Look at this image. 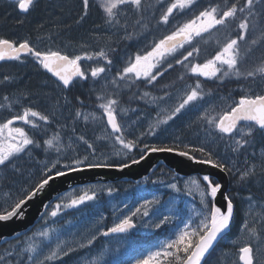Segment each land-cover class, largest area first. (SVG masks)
<instances>
[{
    "label": "rangeland",
    "instance_id": "obj_1",
    "mask_svg": "<svg viewBox=\"0 0 264 264\" xmlns=\"http://www.w3.org/2000/svg\"><path fill=\"white\" fill-rule=\"evenodd\" d=\"M211 1L213 0H198L196 7L205 6L207 2ZM90 2L93 6L89 9L88 17L78 24L76 21L81 9L80 0H37L36 5L27 14L20 12L17 2L0 0V39L20 42L27 39L40 51L59 50L70 56L92 55L101 49L108 51L109 58L113 60L112 65H107L106 61L103 60L97 61L95 58L93 60L84 59L80 63L86 71L97 66H105L109 70L101 74L99 79H93L89 74L88 80L80 79L74 87L88 83L92 91L110 96L115 93L113 98L118 99H121L123 95L125 96L129 89V94L131 92L133 95L131 102L129 99V103L125 107L123 106L125 103L121 104L118 107L117 116L121 124L126 126L125 135L127 138L130 140L135 139L147 131L149 124L157 119L158 113L160 118H164V113L160 112L156 103L152 101V97L162 96H149L141 99L146 92L141 87L142 80H119L117 73L126 66L129 59L133 58L131 49L123 50L120 47L124 42L131 40L133 46L141 44L146 49L152 45L155 37L164 36L174 30L177 23L182 20L181 13L175 19L170 18L168 25L158 24L157 20L164 5L160 3V0H144L145 11L143 15L144 22L148 25L147 28H140L135 25L137 15L132 9H128L127 15L121 17L120 25H108L104 21L103 11L99 5L95 3V0H90ZM231 2L232 0H215V6L220 5V7H223L225 3ZM165 3H167V0H165ZM39 4H42V8L38 6ZM39 8H41V11H39ZM193 10L189 12H193ZM48 11L51 17L48 15V18L41 17L42 19L35 20L38 12L44 15ZM125 20L127 21V32L123 27ZM258 24H260L259 28L257 26L259 31L255 26L250 30V34L245 41L241 42L242 52L254 45L251 43L252 39H256L258 43L255 44L256 46L251 47L252 50L255 48L248 55L245 64L247 68L258 64L261 58L264 57V43H262L264 41V30L261 29V25L264 26V21ZM234 25L233 29L231 27L228 31H225L226 39L236 35L237 28L236 24ZM145 32L151 35L153 41H140L141 35ZM129 33L134 34L130 39H126L125 37ZM223 35V30L217 32L216 45L218 41L225 39ZM207 36L208 38L205 41L210 40V36ZM137 41L141 43L139 44ZM170 58L168 57V59ZM190 75L193 74L189 72L185 79L188 80ZM5 76L11 79L5 81ZM193 76V81H196L197 77ZM232 78L235 79L236 77L230 75L223 80L199 77L204 90L203 99L194 102V106H188L179 116L169 120L167 124L160 125L156 136H144V143L153 145H161V143L165 145H203L211 148L216 156L226 161L230 167L234 164L241 170L245 167L244 161L258 164L264 150L250 153L252 158L247 157L248 160L247 158L241 159L237 154L238 152L231 150V147L234 146L233 140L227 137L221 138L210 125L200 119L206 111L209 113V117L226 112L234 102L238 101V98L234 96L236 92L241 94L243 92H259L260 89L264 91V81L259 80V78L255 81L244 79L240 84H235L233 87L232 85H220L223 91H219V93H215V90L206 91V86L209 85L206 82L215 86L217 81H229ZM113 79L120 85L119 88L111 83ZM245 82L249 84L244 85ZM56 84L57 81L49 76L30 55L21 58L20 61L5 63L0 66V105H3V107H0V122L22 114L23 109L26 107H31L43 114L56 113V121L48 128L47 135L37 134L31 129L30 125L25 124L23 121H17L13 125V127H23L25 131L29 132L30 136L41 144V147L33 148L31 152L26 154H20L6 168L0 167V205L4 206L0 208V212L10 208L14 200L18 198L22 188H27L38 181L40 169L49 159L54 160L56 158L57 154L54 151L45 152L46 145L43 144V140L50 138L53 132H59L65 145L71 144L81 158L87 156L88 161L92 163L111 165L127 162L130 164L132 158L140 159L141 155L145 156L146 153H149L146 150L142 152L132 150L127 154L119 151L120 145L116 144L114 146L110 139L105 138L110 129H106L104 122L100 120L102 109L99 108V104L101 101L96 100L92 103V106L87 107L84 103L81 104L75 101L71 92L72 87L62 89L58 88ZM135 84H137L136 87ZM185 84L178 86L172 92L164 94L163 97H166V99L161 103V107L171 109L178 104ZM21 93H23V97H21ZM5 97H8V99L5 100ZM17 100H19V103H17ZM9 105H11L10 108ZM121 109L126 111H121ZM76 111H81L84 115L89 116L88 121L85 122L83 118L75 117ZM73 120H75V124H73ZM37 123H40L38 118ZM62 125H67V127H62ZM73 128H75V131H73ZM246 130V128H241V135ZM80 136H84L86 140L93 144L97 150L95 156L90 155L86 146L78 141L77 138ZM236 138L239 139L240 137L237 136ZM140 148L143 149V144L140 145ZM66 154L75 155L71 150ZM204 184L205 182L201 176H191L173 178L171 181L157 184L142 183V181L139 183L126 182L122 183L121 188L113 187V184L98 183L70 191L52 206L42 224L23 240L22 251L27 257L24 264H32V259L42 250L45 253L56 250L57 243L62 248L70 246L73 249L71 254L83 251L89 247V239L94 237V242L99 240L104 236V232L115 226L119 219L125 215H130L145 200L155 201V203L148 206V216L138 214L133 217L136 224L133 234L123 237H105L101 249L85 252L72 263L137 264V261L161 250L170 240L175 239L187 223H191L193 227L200 223L203 218L199 215L203 207L200 202V192L203 190ZM172 185L176 187L174 188ZM177 188L180 190L177 191ZM230 188H232V185ZM109 189H111V192L108 191ZM85 191H88L89 194L96 192L97 198L94 201H86L84 205L77 208L67 207L72 198L83 195ZM190 192L191 195H189ZM258 192V197L252 199L251 207L248 199L244 204V221H247L250 227L255 226L257 231L264 225V187ZM57 204H60L61 207L57 216L53 217L51 212L57 210ZM165 215L169 216V222L160 228H156L154 225ZM243 224L238 237L228 241V243L230 242L236 247H240L246 242L256 243L255 238L249 241V236L243 228ZM162 229L167 230L168 233L161 240H158L154 246L150 245L149 248H146L147 245L136 243V235H151ZM41 232H47L48 235L41 236ZM108 241L109 243H107ZM45 245H50V248H45ZM29 246L36 251H29ZM256 255L260 260V264H264V248L259 249ZM64 257L66 256H63V252H61L58 260ZM58 260L50 263H55ZM0 264L10 263H1L0 261ZM153 264H155V261ZM223 264H241L238 260V252H224Z\"/></svg>",
    "mask_w": 264,
    "mask_h": 264
},
{
    "label": "snow or ice",
    "instance_id": "obj_2",
    "mask_svg": "<svg viewBox=\"0 0 264 264\" xmlns=\"http://www.w3.org/2000/svg\"><path fill=\"white\" fill-rule=\"evenodd\" d=\"M16 2L19 9L28 12L30 8L36 5L37 0H16ZM197 2L198 0H167V3H165V0H160L164 7L157 23L168 25L170 18L175 19L177 15L185 12V10L192 11ZM95 3L102 9L104 21L108 25H120L121 17L127 15L128 9H132L137 15L135 25L140 28H147L148 26L144 22V0H95ZM80 4L81 9L76 21L78 24L88 17L89 9L93 6L90 0H80ZM261 21H264V0H242V2L241 0H232L231 3H225L223 7H220V5L208 6L200 10L198 14H195L193 18L182 23L178 22L174 30L169 34L164 35L158 41L154 40L149 50H145L143 53H136L133 58L128 60L126 66L117 73L120 81L142 80L148 84H154L169 69H174L176 65L187 68L189 72L197 77V80L194 84L185 85L179 98V103L171 109L161 107V103L165 101L166 97H152L153 103H156L160 112L164 113V118H160L158 113L157 119L149 124L147 131L131 140L125 135L126 126L117 120L120 101L118 98H113L115 93L111 96L107 94L98 95L96 99L101 101L99 108L102 109L100 120L104 122L106 129L110 128L105 138L110 139L114 146L116 144L120 145L119 151H123L125 154L132 150L141 152L146 150L150 153H176L198 164L210 165L219 169L231 175L236 179L237 183L249 185L258 178L261 186L264 187V154L261 155L258 164L246 161L244 169L241 170L234 164L230 167L226 161L218 158L211 148L203 145L190 146L185 144L183 145L185 150H181L179 144L167 146L161 143V145L156 146L143 141L144 136H156L160 125L167 124L169 120L179 116L188 106H194V102L203 99L204 90L199 77L223 80L225 77L232 75L237 79L244 78L255 81L259 78V80L264 81V57L261 58L258 64L247 68L245 64L252 49L248 48L242 52L241 48V42L245 41L250 34V30ZM233 24H236V35L227 38L222 44L218 41L219 46L214 54L211 55V58L205 59L204 62H198L201 49L197 46L199 43L197 38H203L205 33L211 34L212 30L217 32L221 29L228 31ZM123 27L127 32L126 20L123 22ZM133 34L129 33L125 38L130 39ZM193 41H196V43H193ZM251 43L255 45L257 40L252 39ZM185 45H188V47L186 48ZM182 49L183 51H181ZM22 55L32 56L40 67L46 69L57 78L56 86L62 89H68L72 86L74 78L88 80L90 74L91 78L99 79L101 74L109 70L105 66H97L86 71L81 66V60H93L95 58L97 61H106L107 65L113 64V60L109 58L108 51L103 49L94 52L92 55L70 56L63 54L59 50L40 51L27 39L18 45L15 41L0 39V61H20ZM168 57H171V59H168ZM190 58L192 59L190 60ZM10 79L8 76L4 77L5 81ZM178 79L183 81L184 76H179ZM111 83L116 88L120 87L115 79ZM150 95L149 92H145L141 99ZM21 97H23V93H21ZM4 99L7 100L8 97ZM17 103H19V100H17ZM80 103L82 104L83 101H80ZM0 107H3V105H0ZM10 107L11 105H9ZM121 111L126 110L121 109ZM74 115L77 118H83L85 122L89 119V116L84 115L81 111H76ZM37 118L40 123H37ZM200 119L210 125L221 138L227 137L233 140L234 146L231 147V150L238 152L252 142L256 132L264 133V94L243 95L238 102H234L229 107L228 111L212 117H209V113L206 111ZM16 121H23L25 124L30 125L31 129L37 134L43 133L47 135L48 128L56 121V113L43 114L33 110L31 107H26L23 109L22 114L0 122V167L2 168L12 164L20 154H26L31 152L33 148L41 147V144L30 136L29 132L25 131L23 127H13ZM241 122H244L243 125ZM73 124H75V120H73ZM62 127H67V125H62ZM242 127L247 129L243 135L240 133ZM73 131H75V128H73ZM237 136L240 138L237 139ZM77 139L86 146L90 155L95 156L97 150L92 143L86 140L84 136H80ZM43 144L46 145L45 152L54 151L57 154L56 158L54 160L49 159L43 165L40 169L38 181L27 188L21 189L18 198L10 205V210L0 212V223L23 218L28 202L42 194L46 187L57 179L81 172L85 168L119 167L124 169L130 167L128 163H113L109 165L92 163L88 161L87 156L81 158L71 144L65 145L62 142L59 132H53L50 138L43 140ZM141 144H143V149L140 148ZM69 150L74 152L75 155H67L66 153ZM194 152L200 154L199 159L192 154ZM144 158L141 155V159ZM138 163H140V160L131 159V164ZM202 179L205 184L200 192V202L203 206L199 213L203 217L200 223L196 227H193L191 223H187L179 231L175 239L170 240L161 250L137 261V264H153L154 261L155 264H202L206 254L213 249L218 238L230 230V225L234 223L233 200L221 191L222 184L219 181L208 175L203 176ZM172 187L175 188L176 186L172 185ZM179 190L177 188V191ZM108 191L111 192V189ZM218 193L224 202L222 206L217 204ZM189 195H191V192ZM96 198V192L89 194L88 191H85L83 195L72 198L67 207L77 208L80 205H84L86 201H94ZM252 199L249 196L250 207L252 206ZM153 203L155 201L145 200L140 207L132 211L130 215H125L119 219L115 226L104 232L103 235L127 233L134 229L136 224L133 221V217L138 214L148 216V206ZM3 207V205H0V208ZM60 207V204H57V210L51 212L53 217L57 216ZM169 219V216L165 215L154 226L160 228L162 225L167 224ZM243 228L249 236V241L255 238L256 243L246 242L240 246L238 249V260L242 264H260L256 253L259 249L264 248V225L257 231L255 226L250 227L249 223L245 221ZM40 235L47 236L48 233L41 232ZM93 242L94 237L88 240L89 245ZM22 246L23 242L20 247ZM44 247L50 248V245H45ZM28 250L36 251L31 246H29ZM72 251L73 249L70 246L62 248L57 243L56 250L49 253H45L42 250L32 259V264H50V262L60 259L61 252H63V256L67 257ZM21 264H23V261Z\"/></svg>",
    "mask_w": 264,
    "mask_h": 264
},
{
    "label": "trees",
    "instance_id": "obj_3",
    "mask_svg": "<svg viewBox=\"0 0 264 264\" xmlns=\"http://www.w3.org/2000/svg\"><path fill=\"white\" fill-rule=\"evenodd\" d=\"M38 6L42 8V4H39ZM207 6H215V0H213L211 2H207V4L205 6L198 7L197 11L199 12L200 10H202L203 8H205ZM41 8H39V11H41ZM49 13L50 12L48 11V12H45L44 15H42V14H39V12H38L36 15L37 17H35V20H37L41 17L42 18H44V17L48 18V15H49V17H51V14H49ZM234 26H235L234 24L231 26L232 29ZM259 26H260V24H258V27ZM261 29L264 30V26L261 25ZM221 30H223V29H221ZM223 34H224L223 37H225V39H226L225 30H223ZM209 36H210V40L199 41V43H198V47L200 49H202L198 62H204L205 59L211 58V55L214 54V52L217 50V48L219 46L218 44L217 45L215 44V41L217 40V38H216L217 31L214 30L213 33L209 34ZM225 39L220 40V42H224ZM120 48L123 50H127L128 48L131 49L132 44H131V42L126 41L121 45ZM203 53H205V54H203ZM169 70H168L169 72L165 73L164 80L156 85L157 87H153L152 85H149L147 87H143V86H141V87L144 88V91L149 92L151 94L150 96H163L166 93L174 91L178 86H181L184 84V82H185L184 80H185L186 76L189 74V71L187 68L180 66V65L179 66L176 65L174 69H169ZM171 71H173V72H171ZM179 76H184V80L183 81L179 80L178 79ZM170 77H171V80H170ZM189 77H190V79L194 78L193 75H190ZM242 80H243V78H240V79H237V78L233 79L232 78L229 81H223V82L217 81V82H215V86L209 82H206L207 84H209L206 86V89H207L206 91L210 92V91L215 90V93H219V91H223V88H221L220 85H222V86L232 85L233 86L235 84H240L242 82ZM163 85L165 86L164 88H163ZM160 87L163 88V92L161 91L160 93L156 94V92H158V91H156L155 88L156 89L158 88L159 90H161ZM208 87H210L209 90H208ZM71 92H72L74 99L78 103H80V101H83V103L87 107L92 106V103L97 100L96 99L97 96L101 95L100 94L101 92L92 91L90 86L88 85V83H84L81 86H75V87L73 86ZM132 96L133 95L131 92H130V94L128 92L125 96L123 95L122 98L119 99V101H120L119 106L123 103H125V105H123L124 107L126 105H128L129 99L131 102ZM234 96H236L239 99L240 93L236 92L234 94ZM159 145H156V146H159ZM181 150H185V149L181 148ZM192 154L195 155L197 158H200L199 153L194 152ZM237 154H238L239 158L242 157L241 151H238ZM125 163H127V162H125ZM161 173H163L164 176ZM173 173L174 172L170 168H168V167L166 168L165 165H161L151 176H149L146 180H143L142 183L148 182V183L157 184L160 182H168L177 176L175 173L174 174ZM230 179H231L232 188H230V190H231L230 195L231 196L229 195V197L230 198L232 197L231 198L232 200L235 199L233 201V203L234 204L236 203L235 204V211H234L235 212L234 213V221H236V222H234L232 224V228H231L230 233L228 235H226L223 238V240L218 244V246L215 248V250L209 256V258L206 260L205 264H223L224 252L233 251V250L238 252L239 247L235 248L230 242L228 243V241L233 240L234 238L238 237V235L240 234L241 226L245 220V210H244L245 201L249 198V196H251L252 198L258 197V195H259L258 191L263 188L261 186L260 182L257 181L259 179H257L256 181H254L253 183H251L249 185L237 183L236 179H234L231 175H230ZM122 183H126V182L113 183V185H114L113 187L121 188ZM128 183H135V182H128ZM244 192H245V194H244ZM41 224L42 223H40L38 226H40ZM234 224H236V225H234ZM237 224L238 225L240 224V225L238 226ZM162 230H159L156 233L151 234V235H136V243L145 244V245H147L146 248H149L150 245L154 246L158 240H161L163 237H165L167 235V233H168L167 230H165V229H162ZM234 230H235V232H234ZM133 233H131V234H133ZM26 236L27 235L20 237L16 240H13V241H9L6 244L0 246V261H1V263L9 262L10 264H21V262L23 261V264H24V262L26 260L25 259L26 254L22 251V247H20V245ZM105 237H107V236H105V235L102 236L99 240H97L94 243H92L91 245H89V247L83 251H77V252H75V253L67 256V257H64L61 260L56 261L55 263H50V264H72L73 261L77 257H80V255H82L83 253L97 250V249H99V247L101 249V247L103 246L101 244H103ZM231 247L235 248L237 250L232 249ZM224 248H227V249H224ZM18 249H19V253L17 254Z\"/></svg>",
    "mask_w": 264,
    "mask_h": 264
},
{
    "label": "water",
    "instance_id": "obj_4",
    "mask_svg": "<svg viewBox=\"0 0 264 264\" xmlns=\"http://www.w3.org/2000/svg\"><path fill=\"white\" fill-rule=\"evenodd\" d=\"M16 1V0H12ZM20 12L27 14L20 9ZM28 55H22L25 57ZM14 60L0 61V66L4 63H9ZM49 76L53 77L56 81L57 78L49 73L46 69H43ZM70 70V69H69ZM79 78H74L73 84ZM71 87V86H70ZM117 120L120 122L118 116ZM244 122H241L243 124ZM110 129V128H109ZM144 159H140V163L131 164L130 167L121 169L119 167H97V168H85L83 171L73 173L67 177L57 179L54 183H50V186L46 187V190L28 202L25 209V216L19 219H13L6 223H0V246L6 244L9 241L16 240L29 234L46 216L50 207L59 200L62 196L66 195L70 191H73L80 187H85L92 184H113L117 182H140L147 179L152 175L161 165H165L173 172L184 177H190L194 175L205 176L208 175L211 178L219 181L222 184L221 191L229 197V191L231 187V179L229 174H226L219 169H216L210 165L198 164L193 160L186 157L179 156L176 153H148L144 156ZM223 200L220 194L217 196L218 206L223 205ZM135 223V222H134ZM226 231L218 238L214 244L213 249L206 254L202 264H205L206 260L231 231ZM135 230L132 229L127 233H109L106 236L115 235H128ZM242 264V262H241Z\"/></svg>",
    "mask_w": 264,
    "mask_h": 264
},
{
    "label": "flooded vegetation",
    "instance_id": "obj_5",
    "mask_svg": "<svg viewBox=\"0 0 264 264\" xmlns=\"http://www.w3.org/2000/svg\"><path fill=\"white\" fill-rule=\"evenodd\" d=\"M51 1V0H50ZM187 12V13H186ZM195 14H198V11H197V7L196 6H194V10H193V12H189L188 10H185V12H183V13H181L180 14V17L182 18V20H181V23L182 22H185V21H187L188 19H190V18H193L194 17V15ZM148 33H146L145 32V34H143V35H141V37H140V41H146V40H148V41H153V39L151 38V35H147ZM207 35H209V34H207V33H205L204 35H203V38H197V40L198 41H205L207 38H208V36ZM163 36H160V37H155V40L156 41H158L160 38H162ZM16 43H17V45L20 43V41H15ZM128 42H131V40L130 41H128ZM137 42H139V41H137ZM133 43H135V42H133ZM141 42H139V44H140ZM193 43H196V41H193ZM197 46H198V44H197ZM139 47V48H138ZM150 47L151 46H149V47H147L146 49L140 44V45H132V48H131V52L133 53V57L135 56V54L136 53H143L145 50H149L150 49ZM185 47L187 48L188 47V45H185ZM181 51H183V49L181 50ZM203 54H205V53H203ZM29 56V55H28ZM171 59V58H170ZM192 58H190V60H191ZM186 64H187V62H186ZM179 66V65H178ZM164 78H165V74H164V76L163 77H160L154 84H148L146 81H142L143 83H142V86L143 87H147V86H149V85H152L153 87H157L156 85L157 84H159L161 81H163L164 80ZM243 80H244V78H243ZM185 82L184 83H186V84H194L195 83V81H193V79H190V77H189V79L187 80V79H185L184 80ZM185 84V85H186ZM244 85H247V84H249L248 82H245V83H243ZM74 85V84H73ZM72 85V86H73ZM184 85V86H185ZM71 86V87H72ZM137 86V84H135V87ZM71 87H69V88H71ZM165 86L163 85V88H164ZM163 88H161L160 87V89L161 90H159L158 88L156 89L155 88V90L156 91H158V92H156V94H158V93H160L161 91L163 92ZM209 88L210 87H208V90H209ZM72 89V88H71ZM136 89V88H135ZM251 94H264V91L262 90V89H260L259 90V92H255V93H247V92H243V93H241L240 94V98L243 96V95H251ZM239 98V99H240ZM17 122V121H16ZM243 125V124H242ZM242 128H246V127H242ZM261 140V141H260ZM261 144H263V145H261ZM157 145H159V144H157ZM173 144H168L167 146H172ZM180 146H181V148H183V144H179ZM263 147V148H262ZM258 149V150H257ZM259 150H264V133H260V132H256L255 133V135H254V139L252 140V142L249 144V145H246L245 146V148L242 150H240L241 151V155H242V159H245V158H247V157H249V158H252L251 156H250V153H252V152H259ZM247 160H248V158H247ZM250 160V159H249ZM244 163H246V161H244ZM181 177H184V176H181V175H177L176 177H174V179L175 178H181ZM7 210H10V208L9 209H7ZM49 213V212H48ZM48 213H47V215H48ZM115 237H122V236H115Z\"/></svg>",
    "mask_w": 264,
    "mask_h": 264
},
{
    "label": "bare ground",
    "instance_id": "obj_6",
    "mask_svg": "<svg viewBox=\"0 0 264 264\" xmlns=\"http://www.w3.org/2000/svg\"><path fill=\"white\" fill-rule=\"evenodd\" d=\"M33 25H34V24H33ZM257 26H258V24L256 25V28H257ZM258 28H259V27H258ZM258 28H257V30H258ZM258 31H259V30H258ZM260 43H261V41H260ZM257 44H258V43H257ZM253 46H254V45H253ZM253 46L251 45V46H250V49H252L251 47H253ZM255 46H256V45H255ZM257 46H258V45H257ZM254 48H255V47H254ZM254 48H253V50H254ZM246 49H247V48H246ZM201 50H202V49H201ZM253 50H252V51H253ZM255 51H257V50H255ZM255 51H254V52H255ZM132 52H133V51H132ZM254 52H253V53H254ZM257 52H258V51H257ZM254 54H255V53H254ZM176 70H177V69H176ZM169 71H170V70H169ZM169 71H168V72H169ZM171 72H173V71H171ZM166 80H167V79H166ZM170 80H171V77H170ZM172 80H173V79H172ZM250 81H252V80H250ZM226 86H227V85H226ZM234 86H235V85H234ZM232 87H233V86H232ZM232 87H231V88H232ZM148 88H149V87H148ZM148 88H147V89H148ZM128 92H129V89H128ZM213 97H214V96H213ZM213 99H214V98H213ZM132 100H133V99H132ZM75 101H76V100H75ZM138 103H139V102H138ZM132 104H133V103H132ZM151 110H152V109H151ZM128 111H129V109H128ZM151 113H152V112H151ZM124 114H125V113H124ZM146 114H147V113H146ZM146 114H145V115H146ZM126 115H127V114H126ZM149 115H150V114H149ZM155 115H156V114H155ZM155 115H154V116H155ZM128 116H129V115H128ZM152 116H153V115H152ZM131 117H132V116H131ZM260 141H261V140H260ZM196 144H197V143H196ZM167 145H168V144H167ZM261 145H263V144H261ZM262 148H263V147H262ZM226 149H227V148H226ZM242 150H243V149H242ZM257 150H258V149H257ZM253 153H254V152H253ZM143 154H144V153H143ZM226 155H227V154H226ZM199 156H200V155H199ZM253 158H254V157H253ZM258 158H259V156H258ZM198 159H199V158H198ZM253 160H254V159H253ZM256 161H257V159H256ZM166 168H167V167H166ZM160 169H161V168H160ZM162 169H163V168H162ZM161 171H162V170H161ZM161 171H160V172H161ZM161 174H163V173H161ZM165 174H166V173H165ZM168 174H169V173H168ZM173 174H174V173H173ZM163 176H164V174H163ZM167 176H168V175H167ZM174 176H175V175H174ZM257 179H258V178H257ZM257 181H259V180H257ZM256 183H257V182H256ZM124 187H125V186H124ZM229 193H230V192H229ZM244 194H245V192H244ZM230 196H231V195H230ZM229 198H230V197H229ZM231 198H232V197H231ZM234 200H235V199H234ZM234 200H233V201H234ZM233 204H234V203H233ZM235 204H236V203H235ZM235 204H234V211H235ZM234 213H235V212H234ZM78 216H79V215H78ZM235 216H236V215H235ZM234 222H236V221H234ZM244 222H245V221H244ZM234 225H236V224H234ZM237 225H238V224H237ZM239 225H240V224H239ZM239 225H238V226H239ZM236 227H237V226H236ZM237 228H238V227H237ZM162 231H163V230H162ZM234 232H235V230H234ZM31 234H32V233H31ZM28 236H29V235H28ZM107 243H109V241H108ZM101 245H103V244H101ZM227 246H228V245H227ZM228 247H229V246H228ZM234 247L237 248L235 245H234ZM229 248H230V247H229ZM229 248H228V249H229ZM231 248H232V247H231ZM235 248H232V249H235ZM99 249H100V247H99ZM224 249H227V248H224ZM232 249H231V250H232ZM235 250H237V249H235ZM233 251H234V250H233ZM90 253H91V252H90ZM87 254H88V253H87ZM127 259H128V257H127ZM123 263H124V262H123Z\"/></svg>",
    "mask_w": 264,
    "mask_h": 264
}]
</instances>
